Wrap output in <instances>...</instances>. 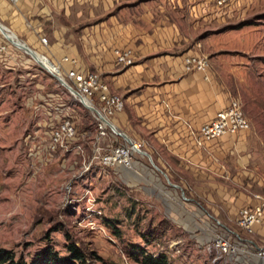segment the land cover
Returning <instances> with one entry per match:
<instances>
[{
  "label": "crops",
  "instance_id": "crops-1",
  "mask_svg": "<svg viewBox=\"0 0 264 264\" xmlns=\"http://www.w3.org/2000/svg\"><path fill=\"white\" fill-rule=\"evenodd\" d=\"M248 13L214 0H0V23L50 70L99 74L124 101L113 118L119 131L190 195L198 218L227 226L243 207L257 204L264 137L251 111L248 131L199 145V129L252 78L237 43H246L247 24L239 20ZM117 50H130L134 63L119 64ZM193 56L209 60L205 73L186 69ZM256 233L264 235V222Z\"/></svg>",
  "mask_w": 264,
  "mask_h": 264
},
{
  "label": "rangeland",
  "instance_id": "rangeland-1",
  "mask_svg": "<svg viewBox=\"0 0 264 264\" xmlns=\"http://www.w3.org/2000/svg\"><path fill=\"white\" fill-rule=\"evenodd\" d=\"M237 5L249 12L239 20L247 24L242 34L246 43H237L252 78L234 100L244 115L251 111L256 131L264 137V0H233L227 7ZM3 46L0 249L27 261L47 246L67 256L69 236L89 256V264H138L131 255L133 246L154 257L165 255L170 264H264L253 259L247 245L252 241L264 247V235H247L238 219L227 226L198 218L190 195L174 187L147 156L135 155L132 172L103 166L102 155L118 145L116 139L110 135L99 141L94 114L0 32ZM67 119L78 138L67 149L54 148L53 132ZM256 196L264 199V185L254 189ZM218 227L243 240L234 256L219 257L213 249Z\"/></svg>",
  "mask_w": 264,
  "mask_h": 264
},
{
  "label": "built area",
  "instance_id": "built-area-1",
  "mask_svg": "<svg viewBox=\"0 0 264 264\" xmlns=\"http://www.w3.org/2000/svg\"><path fill=\"white\" fill-rule=\"evenodd\" d=\"M11 1L13 3L19 2V0ZM214 1L218 7H227L233 2V0ZM41 41L45 45L48 43L46 38H42ZM0 50H5V47H1ZM115 55L119 64L130 66L134 63L130 50H117ZM185 66L189 71L205 73L209 69L210 64L209 60L204 56H193L185 59ZM56 68V74L71 87L72 91L60 85L81 104V99L85 100L87 104L96 110L92 113L99 123V134L97 137L99 141L107 139L110 135L116 139L115 143L118 145L109 147V151L107 150L102 155V165L108 168L133 169L135 155L139 154L138 152H142V148L138 144L128 143L124 138V143H121L122 137L120 133L122 132L113 123V118L124 110L123 99L111 93L109 86L102 81L101 76L97 73L82 74L71 70L63 74L60 68ZM95 98L98 99L97 103ZM249 129L250 123L244 115L241 105L234 100L228 108L220 111L213 121L199 129V145H202L203 142H211ZM52 138L54 148L58 146L67 149L68 143L78 138V131L74 123L67 119L53 132ZM255 200L257 201L256 205L243 207L238 215L237 224L247 235H254L256 228L264 222V199L256 196ZM215 231L213 249L219 257L234 256L236 251H238V245L243 242L239 234L225 227H218V230ZM247 245H250V250H252L250 255H252L253 259L264 261V247H256L252 241H249Z\"/></svg>",
  "mask_w": 264,
  "mask_h": 264
},
{
  "label": "trees",
  "instance_id": "trees-1",
  "mask_svg": "<svg viewBox=\"0 0 264 264\" xmlns=\"http://www.w3.org/2000/svg\"><path fill=\"white\" fill-rule=\"evenodd\" d=\"M108 223L111 227L110 222ZM111 229L115 230L116 235L119 234L115 226ZM67 238V256H62L53 247L47 246L27 261L24 257H17L11 250L0 249V264H89V256L84 250L72 242L69 236ZM131 255L138 264H170L167 256L154 257L138 246L132 247Z\"/></svg>",
  "mask_w": 264,
  "mask_h": 264
},
{
  "label": "water",
  "instance_id": "water-1",
  "mask_svg": "<svg viewBox=\"0 0 264 264\" xmlns=\"http://www.w3.org/2000/svg\"><path fill=\"white\" fill-rule=\"evenodd\" d=\"M0 31L5 35L6 39L8 40L9 43H11L13 46H15L16 48H18L19 50L21 51H24L27 55H30L41 67H43L44 69L48 70V72H50L57 80L58 82L63 86L65 87L66 89L72 91L71 87L61 78L59 77L56 73H57V70L56 71H52L50 70L49 68H47V66L44 65V63L42 62V60L40 58H44L40 55H38L35 51H33L27 44L21 42L17 37H15V39H12L11 36L7 35L6 32H11L9 29H7V27L3 26L1 23H0ZM47 60V59H46ZM54 68H56L54 66ZM81 102L82 104L84 105V107L86 109H88L89 111L91 112H95L96 110L90 106L89 104L86 103L85 100H82L81 99ZM120 136L122 138H124L125 140L128 141V143L130 144H133V142L127 137L124 135V133H120ZM145 156H147L150 161L153 163L152 161V158L150 155H148L147 153L143 152ZM174 187L176 188H179L178 186L176 185H173Z\"/></svg>",
  "mask_w": 264,
  "mask_h": 264
},
{
  "label": "bare ground",
  "instance_id": "bare-ground-1",
  "mask_svg": "<svg viewBox=\"0 0 264 264\" xmlns=\"http://www.w3.org/2000/svg\"><path fill=\"white\" fill-rule=\"evenodd\" d=\"M0 32H1V31H0ZM1 33H2V32H1ZM6 33H7V35H9V36H10V35H11V36L13 35L11 32H10V33H9V32H6ZM2 35L5 37V35H4L3 33H2ZM15 37H16V36L13 35L11 38H12V39H15ZM5 39H6V37H5ZM6 40H7V39H6ZM44 65H45V64H44ZM45 66H46V65H45ZM47 68H48V67H47ZM47 71H48V70H47ZM137 151H138V150H137ZM138 153H139L140 155H142V156H145L143 152H138Z\"/></svg>",
  "mask_w": 264,
  "mask_h": 264
}]
</instances>
